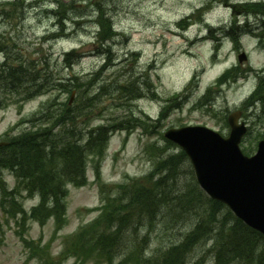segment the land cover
Listing matches in <instances>:
<instances>
[{
    "label": "rangeland",
    "instance_id": "obj_1",
    "mask_svg": "<svg viewBox=\"0 0 264 264\" xmlns=\"http://www.w3.org/2000/svg\"><path fill=\"white\" fill-rule=\"evenodd\" d=\"M260 2L264 0H0V70L9 57L15 68L25 69V74L36 69V75L43 71L52 76L50 83L44 82L42 91L25 102H20L18 97L27 90L30 79L23 86H16L20 92L12 91L15 87L9 88L11 91L0 89V142L6 141L7 134L20 137L31 133L34 137L47 127H56L62 139L69 138L71 141L66 140L67 143L73 144L78 139L83 141L91 130L112 125L115 132L105 142L107 153L102 178L106 183L119 184L129 176L140 177L149 171L158 176L169 167L165 159L175 154L172 149L179 151L163 140L169 129L208 124L223 132V123L218 124L225 119H213L201 107L212 104L210 108L221 116L238 109L248 114L254 138H249L246 146L255 147L264 133V117H258L263 106H256L254 110L245 108L258 84L256 73L264 71V44L257 38L255 29H242L247 23L256 24V28L261 23L257 22L256 15L248 16L253 12L239 7ZM57 5H63L64 10L58 11ZM100 13H104L110 26L105 30L98 26ZM61 15L69 23L65 26L67 30L58 34ZM183 19H191L192 23ZM234 27L239 36L234 40L223 36L231 33ZM72 52L78 54L77 60L74 62L72 56L68 65L65 55ZM243 56L248 61L238 62V57L242 59ZM238 66L254 74L225 86L216 82ZM2 81L0 77V88ZM177 94V101H173ZM207 94L212 102L200 105ZM46 107L49 113L41 121L37 119L32 124L24 121ZM157 119L159 121H155ZM67 121H74L69 136H65L67 132L61 126ZM254 124L256 126H252ZM64 155L46 160L45 168L62 165ZM181 172L180 181L176 178L161 192L165 195L175 191L185 197L186 205L189 202L206 204L207 199L191 182L189 163L183 165L178 175ZM5 178L11 187L17 181L9 173ZM90 179L91 185L82 190L72 192L70 188L68 224L59 225L63 230L51 247L54 256L63 249V239L73 244L79 226L95 216L84 212L85 217L79 218L81 205H100L92 172ZM163 180L165 177L158 182L150 176L142 181L135 178L137 185L127 182L119 190L133 191L143 185L153 188L154 183ZM38 202L35 199L25 205L31 208ZM159 202L157 206H162ZM164 211L171 213L167 209ZM0 221L3 242L0 264H38L36 254H33L35 259L27 261L30 251L16 234L15 223L11 221L6 226L4 216ZM141 226L145 230L143 222L137 230L143 235ZM163 229L160 224L153 233V252L156 249L166 251L176 239L171 229L169 233H164ZM159 231L162 237L156 238ZM53 233V227L41 229L31 223L28 235L31 239L43 236L46 242ZM56 258L59 262L60 258ZM99 262L104 263V260ZM132 263L134 261L115 262ZM66 264H73V260Z\"/></svg>",
    "mask_w": 264,
    "mask_h": 264
},
{
    "label": "trees",
    "instance_id": "obj_2",
    "mask_svg": "<svg viewBox=\"0 0 264 264\" xmlns=\"http://www.w3.org/2000/svg\"><path fill=\"white\" fill-rule=\"evenodd\" d=\"M58 8L61 12L64 10L63 5H58ZM239 8L249 10L248 12H253V15L256 16L264 14L263 2L248 3L241 5ZM103 15L104 13H100L99 23L105 30L110 26ZM61 16L58 20L61 25L60 29L63 31L64 22L68 19H62ZM262 33H264V28ZM72 56L74 61L77 60V53L72 52L65 55V62L68 65ZM3 66V69L0 70V73L3 72V75L0 76L3 78L1 90L11 91L9 88L15 87L12 91L20 92L16 86H23L27 83V79L31 80L27 90L19 93V97L23 100L31 99L35 93L42 91L41 88L44 82L48 84L52 78L51 75L43 71L36 75V69L31 72L26 71L27 73L25 74V69L15 68L9 57L5 59ZM18 73L23 75L20 77ZM89 101L92 103L93 99ZM77 110L82 112L83 109L78 107ZM43 111V118L41 117L42 115L37 116L30 120L29 123L32 124L37 119L38 121L44 119L48 115L49 109L46 107ZM71 124H74V121H67L61 125L67 132L65 136H69ZM111 126L109 125L107 128L103 126L96 131L91 130L87 143L83 146L79 145L80 139L76 140L78 143H67L66 140L70 139H62L63 136L55 129L56 127H47L41 132L42 134L38 133L34 137L31 133H26L20 137L12 138L9 146L0 148V173L2 168L8 167L10 169L23 170L25 176L29 177L31 176L28 168L29 158L36 161L40 169L37 172L34 171L33 174H37L38 181L44 180V184L46 179H48L46 186L43 184L45 186V193H43L45 200H47V197L51 198L57 206L63 207V185L66 182H82L85 180L86 159L88 156L95 155L100 157L103 154L106 146L105 142L112 131H114ZM65 141L66 143H64ZM63 149H65V155L61 160L62 165L45 168V161H51L59 157L60 154H63L61 151ZM69 149L75 154H71ZM24 150H26V154L21 153ZM187 159V155L183 151L169 155L165 159L169 167L164 172H160L158 176H154L155 174L150 175L157 182L159 178L165 177V180L161 183H154L153 188L147 185L137 186L134 190L136 192L134 193L135 198L137 199L129 205L127 210L124 209L125 204L122 203L121 207L125 211L118 215L117 227L112 224L111 220L109 228H102L88 235H85V233L79 234L73 241V248L83 252L81 256L85 255V252H97L99 256H106V254L114 256L115 253L123 251L130 244L131 252L133 254L135 252L133 257L135 264H206L208 259L213 264H264V236L237 219L224 204L207 197L199 188L191 168L189 171L191 172V182L207 199L206 204L189 202L186 205L183 201L185 197L177 195L175 191L166 192L165 195L164 192H161V189H168L176 181V178L177 181H180L179 177L182 176V172L178 175V171L182 169ZM41 170L42 173L38 174ZM130 182L132 185H136L135 180ZM35 185V182L30 183L29 189L34 190ZM157 202L162 206H157ZM135 203L139 208H142L138 209L137 222L147 223V228L149 227L147 235L143 238L141 237L139 242H136V239L133 240V236L137 232L133 221H130L129 224L133 225L132 228L130 227L131 233L127 230L123 232L121 228H118L119 225H125L124 219L134 214L132 208ZM164 209L170 210L171 213L165 212ZM121 219L122 221H120ZM99 224L102 223H97V226ZM160 224L164 228V233H169V229H171L176 239L166 251L162 252L159 250L151 257H144L143 250L150 240H155L153 233L157 232ZM175 228L178 230H175ZM159 237H162L161 231L158 232L156 238ZM129 239H132V243L128 242ZM134 244L136 246L135 251L132 247ZM207 245L210 246L208 247ZM32 247L36 250L38 245L34 243ZM45 264L52 263L47 261Z\"/></svg>",
    "mask_w": 264,
    "mask_h": 264
},
{
    "label": "water",
    "instance_id": "obj_3",
    "mask_svg": "<svg viewBox=\"0 0 264 264\" xmlns=\"http://www.w3.org/2000/svg\"><path fill=\"white\" fill-rule=\"evenodd\" d=\"M181 132L176 137L172 132L167 136L188 151L202 187L251 227L264 233V158L243 159L238 137L224 141L218 136L199 133L181 137Z\"/></svg>",
    "mask_w": 264,
    "mask_h": 264
},
{
    "label": "bare ground",
    "instance_id": "obj_4",
    "mask_svg": "<svg viewBox=\"0 0 264 264\" xmlns=\"http://www.w3.org/2000/svg\"><path fill=\"white\" fill-rule=\"evenodd\" d=\"M256 17L258 18L257 19V22H259L261 24H264V14L257 15ZM249 29L250 30L256 29V24L249 25Z\"/></svg>",
    "mask_w": 264,
    "mask_h": 264
}]
</instances>
